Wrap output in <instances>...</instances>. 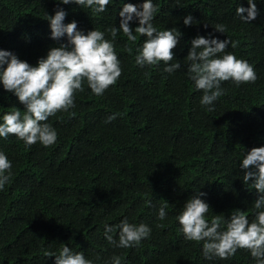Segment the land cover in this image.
<instances>
[{"label": "trees", "instance_id": "trees-1", "mask_svg": "<svg viewBox=\"0 0 264 264\" xmlns=\"http://www.w3.org/2000/svg\"><path fill=\"white\" fill-rule=\"evenodd\" d=\"M154 2L153 23L176 25L183 33L174 49L181 69L169 75L163 62L141 69L134 55L143 37L133 43L118 34L121 77L102 97L85 85L76 94L75 116L49 117L58 132L53 146L25 147L13 135L0 138V149L13 162L10 182L0 191V264H54L45 252L57 253L63 243L98 256L97 264L113 254L122 264H253L244 249L228 260H206L201 244L183 239L175 216L194 189L207 193L209 219L227 218L233 208L247 210L256 199L241 180L239 161L245 149L264 144V2L257 0L260 15L251 22L236 13L247 0ZM121 6L112 0L106 12L93 15L78 5H61L68 12L65 23L76 20L81 29L102 31L118 27ZM55 7V0H0V48L35 64L59 43L50 38L45 20ZM189 13L196 21L185 27ZM216 24L226 33L215 31ZM208 33L238 41L227 50L249 60L258 76L240 86L223 82L225 94L214 102V111L199 104L201 93L185 75L183 61L191 38ZM13 105L24 107L0 86V113ZM114 112L122 115L105 123ZM165 201L168 216L158 221L156 209ZM124 216L152 227L139 247L114 248L104 238L103 225L118 224Z\"/></svg>", "mask_w": 264, "mask_h": 264}, {"label": "clouds", "instance_id": "clouds-1", "mask_svg": "<svg viewBox=\"0 0 264 264\" xmlns=\"http://www.w3.org/2000/svg\"><path fill=\"white\" fill-rule=\"evenodd\" d=\"M110 3L112 0H55L54 13L46 12L45 20L48 21L50 38L59 43L50 46L35 64L21 59L11 50L0 48V86L24 106L21 109L13 105L12 110L0 113V138L7 140L13 135L25 147L37 143L43 147L53 146L58 140V132L49 117L57 113L75 116L72 109L76 107V94L84 92L85 85L91 94L102 97L121 77L122 61L115 48L118 34L133 43L143 37L134 55L135 64L141 69L158 67L161 62L163 71L169 75L181 69V60L174 49L183 33L176 25L158 27L153 23L158 11L154 0H140L135 4L120 0L118 27L110 26L103 31L98 27L81 29L76 20L65 23L68 12L61 5H78L90 9L93 15H99L108 10ZM247 5L238 6L236 13L244 22H251L260 15V9L257 0H247ZM195 21L190 13L183 17L185 27L194 25ZM214 29L226 33L223 24H216ZM237 45L238 41L228 36L220 39L212 33L197 34L190 40L183 59L185 75L201 93L199 104L207 111H214V102L225 94L223 82L231 81L240 86L258 79L255 66L249 60L227 50ZM128 52L131 53L132 48H128ZM121 115L111 113L105 123ZM12 168V160L0 149V191H4L10 182ZM239 169L242 170L244 186L249 192H255L256 199L251 208H233L227 218L216 214L209 219L211 207L204 199L207 193L194 189L178 209L175 220L185 241L201 244L206 260H228L244 249L253 264H264V144L245 149L241 153ZM146 204L152 206L151 201ZM167 208L168 202L165 201L156 209L158 221L167 218ZM103 228L104 238L114 248L139 247L152 234L151 225L143 221L130 222L128 216L120 219L118 224L105 223ZM45 256L54 257V264H97L100 260L98 256L90 258L85 251H76L66 243L57 253L45 252ZM103 264H122V257L113 254Z\"/></svg>", "mask_w": 264, "mask_h": 264}]
</instances>
